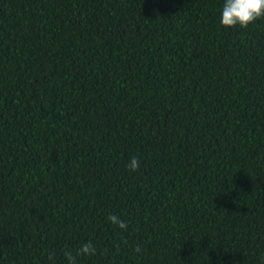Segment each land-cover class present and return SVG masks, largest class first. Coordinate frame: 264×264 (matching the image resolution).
Masks as SVG:
<instances>
[{"label": "trees", "instance_id": "1", "mask_svg": "<svg viewBox=\"0 0 264 264\" xmlns=\"http://www.w3.org/2000/svg\"><path fill=\"white\" fill-rule=\"evenodd\" d=\"M224 2L0 0V264H264V17Z\"/></svg>", "mask_w": 264, "mask_h": 264}, {"label": "clouds", "instance_id": "2", "mask_svg": "<svg viewBox=\"0 0 264 264\" xmlns=\"http://www.w3.org/2000/svg\"><path fill=\"white\" fill-rule=\"evenodd\" d=\"M260 17H264V0H225L222 6L220 23L225 27H235L236 25L247 27ZM139 164L140 162L137 158H132L128 168L131 171H135L139 168ZM108 220L121 229H127L128 227L127 223L117 215H110ZM134 250L139 252V245ZM95 251L91 242H86L77 250L75 255L70 252H65L64 255L67 257L68 264H76V256H90ZM52 258L53 255L50 253L49 259ZM262 260H264V257H262Z\"/></svg>", "mask_w": 264, "mask_h": 264}]
</instances>
